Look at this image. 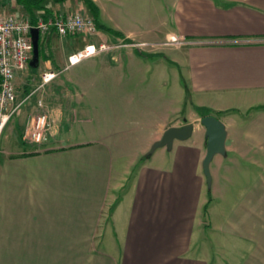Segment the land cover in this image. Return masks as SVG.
<instances>
[{"label": "crops", "instance_id": "1", "mask_svg": "<svg viewBox=\"0 0 264 264\" xmlns=\"http://www.w3.org/2000/svg\"><path fill=\"white\" fill-rule=\"evenodd\" d=\"M92 1L100 23L121 36L98 30L68 49V38L81 35L40 34L36 75L61 72L38 94L54 125L45 145L18 140L17 151L0 150V264H72V257H91L92 264H264V41H245L264 39V0ZM73 5L89 11L83 0L54 2L47 20ZM168 36L186 42L147 52L153 57L121 43L161 44ZM87 45L110 47L85 60L102 71L67 77L69 55ZM135 85H153L160 95L171 90L170 105L162 113L135 108ZM71 88L81 97L74 121H92L87 113L105 110L109 97L112 127L74 133L69 108L50 99ZM35 102L23 106L24 120L37 111ZM194 106L219 115L228 132L226 154L210 165L211 186L202 169L206 129ZM131 112L156 124L151 145L185 120L193 134L171 149H143L123 170L116 136L136 123H129Z\"/></svg>", "mask_w": 264, "mask_h": 264}, {"label": "rangeland", "instance_id": "2", "mask_svg": "<svg viewBox=\"0 0 264 264\" xmlns=\"http://www.w3.org/2000/svg\"><path fill=\"white\" fill-rule=\"evenodd\" d=\"M11 1H14V0H11ZM11 1L10 0H0V14L12 13V14H15L17 16H28L26 10H24L22 8V6H19L17 4L15 5ZM117 1L119 2L120 0H117ZM53 3L54 2L52 0H46L45 1L46 5H53ZM12 6H14V7L18 6V8H12ZM56 6L60 7L63 5H56ZM81 6H83V5H81ZM81 6L78 7L76 5L75 6L73 5L72 7H68L67 9L71 10V11L77 10V11H80V12H83V13L90 15V12L88 10H86L87 8L85 6H84V8H82ZM57 7H56V9H57ZM60 8H62V7H60ZM90 16L93 18L92 15H90ZM41 17H43V16H41ZM122 24L124 25L125 22ZM95 36H96V34L85 35V36H82V35L81 36H73L71 38H68V40L71 42L70 43L68 42V44L66 46L68 49H70V48L76 49L78 47V44H81L84 41V39H88L89 37H95ZM138 36H140L139 32H138ZM148 38H150V37H148ZM169 38L170 37L168 36L166 38L165 42L163 41L164 43H161V44L152 43L149 45L140 46L137 49V50H139L138 53L148 54L147 52H149L150 50L155 51L160 46H164L165 44L169 45L171 43ZM140 39L141 38H135V39L132 38V40H140ZM178 40L181 42H186L185 39H178ZM128 42H131L129 46L127 45ZM121 43L126 44L130 48L135 47L136 44H139L138 41H129V40H123V41H121ZM162 44H164V45H162ZM170 45L171 46H179V45H174V44H170ZM166 52H168V51H166ZM90 62L91 61H88V62L84 61V62L78 64L77 66H75L74 68L67 69V71H65L66 76L69 77L70 75H72L75 72L85 73V72H101L102 71L101 64L97 65V63L95 64V63H90ZM37 70L38 69H34V68L30 67V69H28L22 73H19V75L16 76L15 83H16V101L17 102L22 101L23 97L25 95H27L26 93H28L30 90H34L35 88H37L41 84L42 76L36 75ZM53 72H55V71H53ZM52 85L53 84H50L46 87V91L48 93L50 91V86H52ZM58 88H60V86H55L52 89L57 90ZM156 89H157V87H155V86L153 87V85H152L150 87L144 88L143 90H140V88H138L137 85H135L134 91H133L134 95L130 96L129 98L134 99L135 108H137V107L143 108L144 107V109H146V110L147 109H149V110L157 109L158 112L162 113V112H164L166 106L168 107L170 105V102H169L170 97L167 94H169V92H171V90L166 91L165 95H162L163 93H161V95H160L159 93H156V92H159V91H156ZM71 90H72V92L70 93V95H66V94H65L66 96L63 95L64 98H62L61 95H60L61 97H59V95H56V97L55 96L53 97V95H51L50 99H52V100L54 99L52 103L60 102V104H63L65 107L69 108L67 111V114L69 116H72V118L67 123L70 126H72V130L74 133L78 134V136L79 135L86 136V135H88L87 132H91V131L103 132L106 130V128L110 129V126L112 127L109 97H105V99H103L104 105H107L105 110H100V108H98V112H96L94 109H92L90 112L87 113L91 116L92 121H79V122L77 120L74 121L73 118L76 114L75 110L78 109L77 107L79 106V99L81 97L74 90V88H71ZM37 97H38V94L31 98V100L36 101L35 104H37ZM42 98H43V96H42ZM44 98H46V97H44ZM99 98L100 97H95V99H99ZM48 100H46V102H48ZM45 105H46V103H45ZM46 106L44 108H46L49 111V109ZM75 108H77V109H75ZM183 109L185 110V104H183ZM41 110H42L41 108L37 107L36 112H40ZM60 110H62V106H60ZM50 115H51V112H50ZM123 115L125 116V113H123ZM132 115H133V113L131 112L130 116H132ZM23 116L24 115H23V112L21 109V111H19L15 115L10 116L8 118V120L5 122V124L2 127H0V150L2 148H4L6 145V147H8L6 151H8V152L11 150L17 151L18 147H15V144L18 140L24 141L30 145H34L33 143L24 139L25 138L24 137V132H25L24 122H25L27 117L24 120ZM80 116H82V115H80ZM130 116H129V118H130ZM217 116H219V115H217ZM133 117H135V118H133ZM51 118H52V116H51ZM128 120H129L130 125L133 124L135 121H136V123L131 127V129H129L124 134H122L120 136H116V138H119L117 140L116 144H118V146L120 147V150H119L120 154L119 155H120L121 159L119 160V163H120L121 169H123V170H126V169L130 170V168H131L130 166L134 162L133 159L135 158L137 153L141 152L145 148H149L150 146H152L149 143L150 141L148 142V140L150 138L149 132H153L156 128L155 123L150 124V121L149 122H145V121L141 122L139 114H137V113H136V115H133ZM22 122H23V124H22ZM0 123H1V120H0ZM22 125H23V127H22ZM81 138H83V137H81ZM116 138H115V140H116ZM154 142H156V141H154ZM135 171H136V168L134 169L133 172H135ZM131 179H132V176L129 178V181ZM90 258L91 257H72V264H78L79 259H82L83 261L85 259L86 264H92L94 262V260L92 261Z\"/></svg>", "mask_w": 264, "mask_h": 264}, {"label": "built area", "instance_id": "3", "mask_svg": "<svg viewBox=\"0 0 264 264\" xmlns=\"http://www.w3.org/2000/svg\"><path fill=\"white\" fill-rule=\"evenodd\" d=\"M38 28L40 34H45L51 29L61 36L68 35H94L98 32L95 20L88 14L80 11H70L61 16H52L48 20L40 17L34 24L28 16H17L12 13L0 14V127L10 116L15 115L32 97L39 94L44 87L61 72H44L41 84L32 90L22 101H16V76L30 69V60L33 53L31 29ZM170 44L181 45L183 42L175 37H170ZM242 40H229L238 42ZM245 41H264V39H248ZM164 45V44H162ZM142 44H136L138 48ZM106 45H87L68 57L66 69L77 65L91 57L109 50ZM37 107L40 112L29 114L24 122V139L42 146L48 143L50 132L54 125L50 112L44 108L42 95L37 98Z\"/></svg>", "mask_w": 264, "mask_h": 264}, {"label": "water", "instance_id": "4", "mask_svg": "<svg viewBox=\"0 0 264 264\" xmlns=\"http://www.w3.org/2000/svg\"><path fill=\"white\" fill-rule=\"evenodd\" d=\"M33 53L30 60V67L37 69L40 63V32L38 28L33 27L31 29ZM200 123L206 129L207 147L206 156L202 162V169L207 180L208 186L212 184V175L210 171V165L216 155L226 154V140L227 129L224 122L216 115L210 114L200 119ZM194 130V125L185 120V124L181 127L170 126L168 127L161 138L154 142L150 148L148 154L154 153L157 149L166 147L171 149L174 141H185L189 139Z\"/></svg>", "mask_w": 264, "mask_h": 264}, {"label": "trees", "instance_id": "5", "mask_svg": "<svg viewBox=\"0 0 264 264\" xmlns=\"http://www.w3.org/2000/svg\"><path fill=\"white\" fill-rule=\"evenodd\" d=\"M45 1L46 0H14L15 4H17L19 6H22L24 8V10H26V12L28 13L29 17L31 18V22L32 23L36 22V13L38 11H40L39 13H41L43 18H47V17L50 16L49 14L51 12L47 8V5L45 4ZM52 1L55 2V3H59L60 4V3L66 2L67 0H52ZM83 1L87 5L90 14L93 16V18H94V20L96 22V25L98 27V30H104V31H106V32H108L110 34H114L116 36H121L120 32H116L115 30H113V29H111L109 27H106L105 25L100 23V21H99V13H100L99 9L94 4V2L92 0H83ZM141 55L149 56V57H153L154 56L152 54H144V53H141ZM184 85H185V89H186L188 100H190V98H189V90H188L187 85L185 84V82H184ZM194 108H195V110L197 111V113L199 114V116L201 118L205 117L207 115H210V114H214L213 111L211 109H209V108L199 107V106H194ZM206 208H207V206H206ZM206 211H207V209H206Z\"/></svg>", "mask_w": 264, "mask_h": 264}]
</instances>
